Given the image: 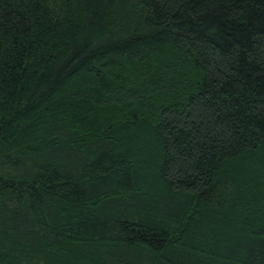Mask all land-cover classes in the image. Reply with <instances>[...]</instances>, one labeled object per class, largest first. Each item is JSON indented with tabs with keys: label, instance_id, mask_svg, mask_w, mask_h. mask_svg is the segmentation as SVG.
<instances>
[{
	"label": "trees",
	"instance_id": "trees-1",
	"mask_svg": "<svg viewBox=\"0 0 264 264\" xmlns=\"http://www.w3.org/2000/svg\"><path fill=\"white\" fill-rule=\"evenodd\" d=\"M0 264H264V0H0Z\"/></svg>",
	"mask_w": 264,
	"mask_h": 264
}]
</instances>
